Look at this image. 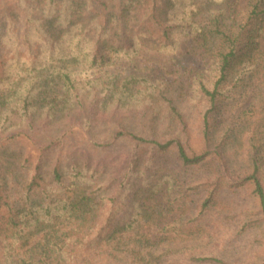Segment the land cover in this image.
Masks as SVG:
<instances>
[{"label":"trees","instance_id":"16d2710c","mask_svg":"<svg viewBox=\"0 0 264 264\" xmlns=\"http://www.w3.org/2000/svg\"><path fill=\"white\" fill-rule=\"evenodd\" d=\"M147 53L165 56L170 71H141ZM190 54L200 63H183ZM86 98L147 117V136L119 124L113 137L134 144L139 176L155 178H140L132 192L129 171L112 191L88 165L46 167L47 147L34 144L35 155L11 148L21 131L0 137V264H102L161 240L195 239L202 228L185 225L226 209L221 196L235 187H245L264 222V0L0 5V133L32 128L36 113H69ZM186 106L198 111L196 130ZM234 140L247 142L244 168L231 163ZM162 152L179 171L161 163L150 173ZM191 192L197 201H187Z\"/></svg>","mask_w":264,"mask_h":264},{"label":"rangeland","instance_id":"374dc122","mask_svg":"<svg viewBox=\"0 0 264 264\" xmlns=\"http://www.w3.org/2000/svg\"><path fill=\"white\" fill-rule=\"evenodd\" d=\"M4 3H10V0H0V5ZM23 28L22 22L21 31ZM184 51L183 48L179 50V52ZM164 57L161 54L147 53L145 58L138 59L143 61L138 65L140 67L146 65L147 68L144 67L146 70H141L143 72H150V67L153 66L160 72L165 68L170 71V64H163ZM188 60L189 63H200L191 54L183 57V63ZM168 95L173 96L171 93ZM185 109L191 127L196 130L197 109L188 106ZM143 116L138 109L118 106L104 108L97 101L93 103L91 98H86L82 107L63 115L47 117L36 113L32 128L27 124L18 123L16 126L13 124L9 132L0 133V137H8L14 132L21 131V138L14 139V142L10 141L11 148L33 151L35 155L34 144L47 147L43 159L46 167L71 163L88 165L91 169L96 168L102 173L100 178L103 179L104 184L110 185L112 191L117 189L124 173L132 171L133 181L130 190L133 192L140 178H145L147 183L155 177H141L137 174L135 164L131 165L134 144L127 140H115L113 133L116 127L122 124L129 130L147 136V117ZM246 143L234 140L228 146L229 157L235 169L246 167L248 156ZM150 154L151 152L147 150L146 155ZM158 156L160 157L155 159L152 164L154 168L150 173H155L157 167L161 168L162 164H166L173 171H179L176 169L178 164L169 153L162 152ZM160 171L161 169L157 172ZM167 171L169 172L168 169ZM146 175L150 176L149 173ZM173 188L175 189V186ZM226 190L221 196L226 209H211L199 220L185 225L189 230L202 228L199 237L161 240L155 247L143 248L138 255H128L116 261L106 259L102 264H207L195 259L199 255L220 256L230 264H264V222H260L259 217L254 216L258 210L253 206L252 198L245 187ZM188 196L189 202L191 199L196 201L198 199L192 192ZM125 207L123 206L122 209H126ZM252 208L253 212L250 211ZM126 211L129 212L127 209ZM245 221L247 225L242 228ZM157 230L158 227H151L152 235L156 234L160 237ZM148 251L151 255L147 254Z\"/></svg>","mask_w":264,"mask_h":264}]
</instances>
